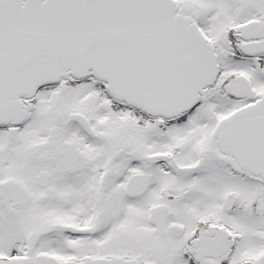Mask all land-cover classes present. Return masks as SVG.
Here are the masks:
<instances>
[{"label":"snow or ice","instance_id":"snow-or-ice-1","mask_svg":"<svg viewBox=\"0 0 264 264\" xmlns=\"http://www.w3.org/2000/svg\"><path fill=\"white\" fill-rule=\"evenodd\" d=\"M0 264H264V0H0Z\"/></svg>","mask_w":264,"mask_h":264}]
</instances>
